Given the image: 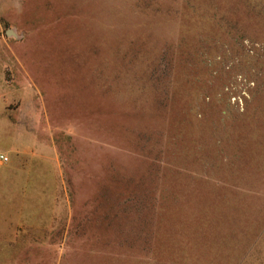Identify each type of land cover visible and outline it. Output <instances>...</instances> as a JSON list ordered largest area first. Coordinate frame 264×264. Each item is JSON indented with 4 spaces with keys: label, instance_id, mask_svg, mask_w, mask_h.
<instances>
[{
    "label": "rangeland",
    "instance_id": "1",
    "mask_svg": "<svg viewBox=\"0 0 264 264\" xmlns=\"http://www.w3.org/2000/svg\"><path fill=\"white\" fill-rule=\"evenodd\" d=\"M0 264H264V0H0Z\"/></svg>",
    "mask_w": 264,
    "mask_h": 264
},
{
    "label": "built area",
    "instance_id": "2",
    "mask_svg": "<svg viewBox=\"0 0 264 264\" xmlns=\"http://www.w3.org/2000/svg\"><path fill=\"white\" fill-rule=\"evenodd\" d=\"M7 161V156L3 153H0V165Z\"/></svg>",
    "mask_w": 264,
    "mask_h": 264
}]
</instances>
